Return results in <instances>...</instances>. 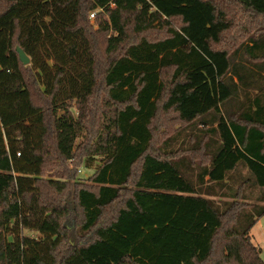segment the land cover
Returning a JSON list of instances; mask_svg holds the SVG:
<instances>
[{
    "label": "trees",
    "instance_id": "obj_1",
    "mask_svg": "<svg viewBox=\"0 0 264 264\" xmlns=\"http://www.w3.org/2000/svg\"><path fill=\"white\" fill-rule=\"evenodd\" d=\"M263 216L264 0H0V264H264Z\"/></svg>",
    "mask_w": 264,
    "mask_h": 264
},
{
    "label": "rangeland",
    "instance_id": "obj_2",
    "mask_svg": "<svg viewBox=\"0 0 264 264\" xmlns=\"http://www.w3.org/2000/svg\"><path fill=\"white\" fill-rule=\"evenodd\" d=\"M157 125L159 126V129H160L158 133L159 134L158 141H157L158 145L162 142L164 138L168 137L169 135H172L173 131H175V129L178 127L174 125L170 127L167 120H160ZM95 170H96L95 168L87 169L84 167H79L78 168L79 178L81 180H86L94 174ZM55 171H56L55 168H50L48 169V172L46 174L52 175L54 174ZM245 174H246V171L242 170L241 175L244 176ZM251 193H252V190H251ZM256 195H257V192H256ZM251 235L253 238V243L259 248H261L262 259L264 260V216L258 221L256 226L252 229Z\"/></svg>",
    "mask_w": 264,
    "mask_h": 264
},
{
    "label": "water",
    "instance_id": "obj_3",
    "mask_svg": "<svg viewBox=\"0 0 264 264\" xmlns=\"http://www.w3.org/2000/svg\"><path fill=\"white\" fill-rule=\"evenodd\" d=\"M17 52L19 54L21 63L25 66H29L31 64L30 57L19 47L17 48Z\"/></svg>",
    "mask_w": 264,
    "mask_h": 264
},
{
    "label": "built area",
    "instance_id": "obj_4",
    "mask_svg": "<svg viewBox=\"0 0 264 264\" xmlns=\"http://www.w3.org/2000/svg\"><path fill=\"white\" fill-rule=\"evenodd\" d=\"M149 1V0H148ZM96 12H92L90 15L91 20L93 21L95 19Z\"/></svg>",
    "mask_w": 264,
    "mask_h": 264
}]
</instances>
